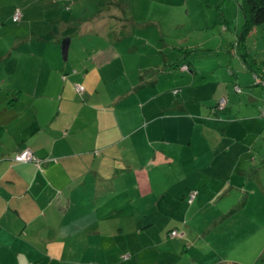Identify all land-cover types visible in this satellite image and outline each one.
Here are the masks:
<instances>
[{
	"label": "crops",
	"instance_id": "crops-1",
	"mask_svg": "<svg viewBox=\"0 0 264 264\" xmlns=\"http://www.w3.org/2000/svg\"><path fill=\"white\" fill-rule=\"evenodd\" d=\"M22 15L20 22L11 21L12 26L8 22L0 24V264L44 261L43 253L49 245L58 243V234H77L71 226L73 222H93L96 229H105L104 224L116 227V215L114 221L108 215L97 218L89 213L71 223L59 222L63 205L70 204L63 198L62 189L73 186L79 177L85 180L83 191L94 188L100 194L121 185L125 190L133 189L139 198L150 196L153 203L166 204V216L182 219V224L169 227L176 228L179 238L158 239L154 245L160 264L264 262V251L250 257L248 247L241 243V248L236 249L240 254L232 256L225 250L234 246L224 242L235 239L224 230L243 238L261 233L264 250V217L259 221L264 215L260 216L258 207L264 200V139L258 144L261 137L256 135L260 125L251 129L249 122L242 121V131L221 132L217 124L224 122L216 120L217 115L213 119L202 113L197 120L191 117L192 126H187L186 115H173L175 111L170 109L174 104L177 112L184 115L183 101L157 105L149 97L141 106L142 112L162 117V121L146 132L151 141L141 152L133 147L132 137L124 142L126 135L115 130L113 118L105 110L112 101L107 102L98 118L100 107L64 97L71 85L58 81L57 56L44 52L43 45L51 44L43 42L46 36L34 32L40 22L26 20L25 13ZM53 71L55 76L50 80L48 75ZM72 91L75 93L74 88ZM113 110L109 113L115 116ZM84 118L88 124H84ZM225 118L230 119L229 114ZM245 127L249 130L244 131ZM112 139L114 143H110ZM24 149L43 160L38 168L11 161L16 152ZM190 191L196 194L187 204ZM131 196L125 195L124 200ZM118 213L120 222V210ZM90 216L92 222L86 220ZM148 226L136 225V233L146 230L153 235ZM207 232L210 233L206 235ZM47 233L51 236L45 237ZM25 237L29 243L22 240ZM217 238L225 247L213 246ZM108 239L115 241L116 237L112 234ZM37 250L40 254H36ZM252 250L257 251V245ZM192 251L193 259H187Z\"/></svg>",
	"mask_w": 264,
	"mask_h": 264
},
{
	"label": "rangeland",
	"instance_id": "rangeland-1",
	"mask_svg": "<svg viewBox=\"0 0 264 264\" xmlns=\"http://www.w3.org/2000/svg\"><path fill=\"white\" fill-rule=\"evenodd\" d=\"M240 1L0 0V24L8 22L12 26L11 17L16 11L25 13L26 20L40 22L37 31L31 24L32 31L46 36L43 42L51 45H43L44 52L57 56L58 81L61 85H71V91L67 90L64 97L78 102L84 100L83 104L89 107H100L98 118L107 102L112 101L105 110L113 118L115 130L126 135L122 139L124 142H129V137H132L133 147L141 152H145L151 141L146 132L162 121V117L153 118L142 112L141 106L149 97L157 105L183 101L184 115L177 112L174 104L170 109L175 111L173 115H186L187 126H192L191 117L197 120L196 117L202 113L211 115L213 119L217 115L216 120L224 122L217 124V130L221 132L242 131V121H247L245 124L249 122L251 129L259 124L256 133L261 137L259 144L264 139V119L256 114L264 106V80L258 79L260 85H255L254 76L244 68L237 50L236 42L243 23ZM222 27L226 28L225 31ZM63 41L67 42L65 60L61 56ZM244 49L249 54L245 61L257 63L264 70V26L256 27L244 38ZM182 63L189 65V71L177 68ZM48 76L53 80L55 72ZM61 76L66 77L61 81ZM75 85L83 88L82 93L72 91ZM219 101L222 105L218 112L213 113V106ZM111 109H114L115 116L109 113ZM228 114L230 119L225 118ZM83 122L88 124L87 118ZM247 130L249 127H245L244 131ZM261 149L264 154V143ZM119 152L124 153L122 150ZM34 158L35 162L29 164L38 168L43 160ZM83 183L84 177H79L73 186L62 189L63 198L70 204L63 205L59 222L71 223L89 213L97 218L108 215L114 221L116 215V229L107 224H104L105 229L102 226L96 229L92 225V216L86 219L92 222L89 224L73 222L71 226L77 234H58V245H49L43 253L44 261L37 260L39 263L35 264H160L157 260L159 251L154 249V245L158 239L168 238V229L178 222L182 224V219L166 216V204H155L150 196L139 198L131 188L125 190L121 185H113L111 191L103 190L97 194L94 188L83 191ZM130 194L133 201L132 198L124 200L125 195ZM262 201L258 205L260 216L264 215ZM98 207L103 210H95ZM119 210L120 222L117 217ZM130 215V219L124 218ZM263 217H259L260 222ZM136 225H149L153 235L144 229L137 234ZM199 230L202 231L201 228ZM224 232L235 238L224 241L226 245L234 246L225 250L232 256L240 254L237 250L241 243L248 247L250 257L264 251L261 233L243 238L235 237L232 230ZM112 234L115 241L108 239ZM49 236L51 233L45 235ZM177 236L179 238V234ZM103 238L106 239L102 241ZM25 239L22 238L30 242ZM207 240L209 242L208 237ZM221 242L218 240L213 246L225 247ZM253 245L258 247L255 252ZM36 254L40 252L37 250ZM186 257L193 259L194 252Z\"/></svg>",
	"mask_w": 264,
	"mask_h": 264
},
{
	"label": "trees",
	"instance_id": "trees-1",
	"mask_svg": "<svg viewBox=\"0 0 264 264\" xmlns=\"http://www.w3.org/2000/svg\"><path fill=\"white\" fill-rule=\"evenodd\" d=\"M239 9L242 13V17H243V23H242V27H241V30H240V35L237 39V42H236V45H237V50H238V53L241 57V60L244 64V68L246 70H248L253 76H254V83L255 85H260V82L258 81V79H260V81L262 82V80H264V70L260 69V66L259 64L257 63H254L252 62L251 64H248L245 60L247 57H249V54L245 52V49H244V38H246L248 36V34L253 30L255 29L256 27L258 26H264V0H241L240 1V4H239ZM19 13L20 17L17 21H14L13 20V16L15 14L12 15L11 17V20L13 23H17V22H20L21 20V17H23L22 15V12L20 11H16ZM225 27H222V30L225 31ZM177 68L182 70V71H189V65H185V64H178L177 65ZM66 76H61V80H64ZM257 81V82H256ZM77 85H75L73 88H74V91L76 93H82L83 91V88L80 92L76 91L75 87ZM218 103H216L213 107V113H216L218 112ZM264 108V106L259 110L258 113H260V111ZM26 150V149H24ZM23 150H20L18 152H16L13 157H12V162L14 163H17L13 160L14 156L19 153V152H22ZM30 152V151H29ZM31 153V152H30ZM31 155L33 156V154L31 153ZM34 157V156H33ZM20 163H23V162H20ZM29 163H32V162H29ZM194 191H190L188 192L189 193H192ZM196 194V192H194ZM188 194L186 195V202H187V196ZM195 196V195H194ZM194 198V197H193ZM193 200V199H192ZM192 202V201H191ZM187 204H190V203H187ZM176 229V228H175ZM175 229H169L167 232H166V236L168 238H176L177 235L179 234L177 230ZM171 232H174L175 233V237H170V233Z\"/></svg>",
	"mask_w": 264,
	"mask_h": 264
},
{
	"label": "built area",
	"instance_id": "built-area-1",
	"mask_svg": "<svg viewBox=\"0 0 264 264\" xmlns=\"http://www.w3.org/2000/svg\"><path fill=\"white\" fill-rule=\"evenodd\" d=\"M20 15L18 12H15L14 16H13V20L17 21L19 19ZM76 91L80 92L82 90V88L80 86H76L75 87ZM220 105H222V102L219 101L218 102V106L221 107ZM259 117H261L262 119H264V108L260 111L259 113ZM13 160L17 163L20 162H35V158L31 155V153L28 150H23L22 152L17 153ZM195 193H189L187 196V203H191L193 197H194ZM170 237H175V233L171 232L170 233Z\"/></svg>",
	"mask_w": 264,
	"mask_h": 264
},
{
	"label": "water",
	"instance_id": "water-1",
	"mask_svg": "<svg viewBox=\"0 0 264 264\" xmlns=\"http://www.w3.org/2000/svg\"><path fill=\"white\" fill-rule=\"evenodd\" d=\"M66 51H67V42L63 41L61 44V56H62V60H65L66 58Z\"/></svg>",
	"mask_w": 264,
	"mask_h": 264
}]
</instances>
